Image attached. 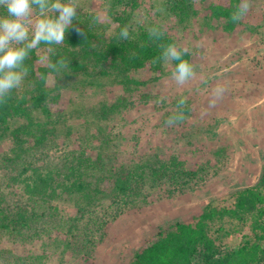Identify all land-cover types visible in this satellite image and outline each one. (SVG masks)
Segmentation results:
<instances>
[{
    "label": "trees",
    "instance_id": "trees-1",
    "mask_svg": "<svg viewBox=\"0 0 264 264\" xmlns=\"http://www.w3.org/2000/svg\"><path fill=\"white\" fill-rule=\"evenodd\" d=\"M102 1L105 21L99 16L93 22L89 12L77 10L80 21L74 20L65 42L51 50L44 45L32 50L25 61L26 87L12 90L0 102V145L7 142L9 146L0 156V239L19 244L40 241L60 248L62 255L71 251L81 264L91 256L94 238L103 235L107 224L126 207L142 201L148 184L171 183L181 190L205 171L202 166L187 167L176 155L162 157L156 148L140 161L119 163L115 151L105 152L109 138H102L103 145L95 147L87 135L77 137V149L55 154L64 144L61 130L67 118L60 105L63 78L120 75L123 93L101 104V113L108 115L134 106L133 93L164 75L159 57L168 44L175 45L166 24L148 22L155 7L152 3L148 8L145 0ZM158 2L166 17L180 23L203 13L225 21L230 30L240 0ZM252 2L248 0L249 6ZM124 27L129 31L126 40L118 35ZM153 27L162 33L159 38L151 35ZM182 51L191 65L198 61L197 51ZM61 60L63 67L57 64ZM63 133L66 139L72 130ZM60 200L70 202L75 214L61 215L54 205ZM226 218L249 221L253 238L244 236L230 246L224 240L230 234ZM215 226H219L216 231L225 230L223 235L214 234ZM44 257V253L20 255L10 246L0 249V264H40ZM131 264H264V162L254 184L234 191L232 205L206 204L190 220L159 227L153 238L135 250Z\"/></svg>",
    "mask_w": 264,
    "mask_h": 264
},
{
    "label": "rangeland",
    "instance_id": "rangeland-1",
    "mask_svg": "<svg viewBox=\"0 0 264 264\" xmlns=\"http://www.w3.org/2000/svg\"><path fill=\"white\" fill-rule=\"evenodd\" d=\"M145 1L148 8L151 3L155 6L148 21L151 25L166 24L177 49L197 51L194 75L180 84L172 76L173 62H164V75L133 93L134 106L108 115L101 113V104L123 93L120 75L63 78L60 105L67 115L65 129L72 134L65 139V129L61 130L64 144L55 154L77 149V137L87 135L95 147L102 138H109L110 148L105 152L115 151L119 163L140 161L156 148L162 157L176 155L187 167L202 166L205 171L181 190L171 183L148 184L142 201L126 207L107 224L103 235L94 238L86 264H131L135 250L153 238L159 227L190 220L206 204L232 205L234 191L254 184L264 162V0H254L230 30L225 21L203 13L180 23L166 17L158 0ZM79 3L82 9L78 11H96L105 21L102 0ZM20 87H26L25 80ZM217 88L223 89L219 98ZM181 113L182 120L167 123ZM8 149L7 142L1 144L0 156ZM54 205L63 216L75 214L68 201ZM224 225L230 233L224 240L230 246L239 244L244 236L253 238L249 221L226 218ZM216 227L214 234L223 235L225 230L216 231ZM9 246L20 255L44 253L40 264H81L71 251L62 255L60 248L40 241L19 244L0 239V249Z\"/></svg>",
    "mask_w": 264,
    "mask_h": 264
},
{
    "label": "clouds",
    "instance_id": "clouds-1",
    "mask_svg": "<svg viewBox=\"0 0 264 264\" xmlns=\"http://www.w3.org/2000/svg\"><path fill=\"white\" fill-rule=\"evenodd\" d=\"M77 9H82L79 0H0V102L12 90L21 86L28 75L26 59L32 50L44 45L51 46L65 42V34L74 20L80 21ZM249 10L248 0H240L232 13V20L239 21ZM93 22L98 21L100 13L90 11ZM120 39H128L129 31L124 27L119 32ZM151 35L159 38L162 33L156 27ZM45 60L46 57H41ZM159 59L163 62H174L173 78L180 84L192 78L194 68L184 59V52L174 44H168L161 52ZM61 67L64 62L58 61ZM57 64H54L55 68ZM222 88L215 90L219 98ZM215 99L210 103L215 104ZM184 103L183 100L180 101ZM183 119V114L172 116L167 123L173 124Z\"/></svg>",
    "mask_w": 264,
    "mask_h": 264
}]
</instances>
